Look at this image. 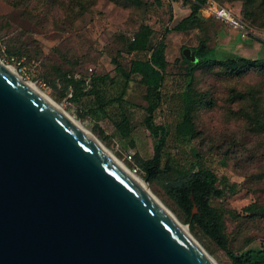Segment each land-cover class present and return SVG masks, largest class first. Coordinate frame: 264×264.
Wrapping results in <instances>:
<instances>
[{
	"label": "rangeland",
	"instance_id": "obj_1",
	"mask_svg": "<svg viewBox=\"0 0 264 264\" xmlns=\"http://www.w3.org/2000/svg\"><path fill=\"white\" fill-rule=\"evenodd\" d=\"M215 1L241 14L242 2ZM194 2L0 0V61L78 121L129 171L136 167L135 176L188 228L216 264H232L220 238L186 222V215L167 190L176 175L168 173L150 180L137 166L135 156L147 158L153 151V139L143 122L145 87L139 78L131 77L121 107L115 105L103 114L96 111L91 96L73 97L62 76L87 80L93 75L115 76L114 58L126 69L131 60L145 59L148 53L127 51L126 39L139 25H150L153 44L160 39L166 44L168 63L153 117L169 133L166 152L182 164L192 160L188 148L178 146L173 136L183 111V93L190 84L192 115L199 132L190 147L216 174L219 186L227 188L221 197L210 200L223 215L226 247L233 252L264 247V71L256 68L235 75L209 65L187 76V63L182 58L183 48L204 42L210 48L208 58L242 56L264 63V25L245 19L253 34L241 39L237 31L200 13L196 25L173 31ZM119 91L117 86L108 87L110 96ZM120 109L130 120V140L121 138L113 123L114 113Z\"/></svg>",
	"mask_w": 264,
	"mask_h": 264
},
{
	"label": "water",
	"instance_id": "obj_2",
	"mask_svg": "<svg viewBox=\"0 0 264 264\" xmlns=\"http://www.w3.org/2000/svg\"><path fill=\"white\" fill-rule=\"evenodd\" d=\"M0 264L216 262L0 64Z\"/></svg>",
	"mask_w": 264,
	"mask_h": 264
},
{
	"label": "trees",
	"instance_id": "obj_3",
	"mask_svg": "<svg viewBox=\"0 0 264 264\" xmlns=\"http://www.w3.org/2000/svg\"><path fill=\"white\" fill-rule=\"evenodd\" d=\"M206 1L195 0L190 7V13L177 22L172 30L184 31L196 25L200 20V6ZM236 1L242 2L241 14L232 10L237 17L244 22L248 20L254 25H264V0ZM153 34L154 30L150 25L141 24L126 39L128 52L148 53V56L145 59L131 60L127 69L114 58L112 61L115 65V76L108 74L93 75L89 80L83 77L74 78L66 74H62V76L67 85L72 88L73 97L91 96L95 102L96 111L103 114H107L115 105L118 108L121 107L128 82L132 76L138 77L139 83L145 87L144 100L146 106L144 107L143 122L153 139V151L150 157L141 158L138 155L134 157L139 169L150 180L168 173L176 175V180L168 184L167 190L186 215V222L189 223L190 227L198 226L213 237L220 238L232 264H264V247L262 246L239 252H233L226 247L227 239L224 234L223 215L211 205L210 200L221 197L227 188L219 186L216 174L204 165L200 154L190 147L192 140L198 137L199 133L192 115L194 98L190 84L187 85L183 93V111L180 120L173 128V136L178 146L188 148L192 160L182 164L175 161L166 152L169 133L165 126L156 124L153 117L161 98L160 88L168 62L165 57V42L160 39L157 44H153ZM209 51L210 48L204 42H200L191 49L183 48L182 58L187 63L185 75L192 76L196 68L209 65L219 66L228 73L235 75H242L256 68L264 71V63L256 58L238 56L214 59L207 57ZM109 86H117L120 90L119 93L110 96L108 93ZM114 115L113 123L116 132L124 140H130L131 124L128 115L121 109L116 111ZM194 206L195 212L193 211Z\"/></svg>",
	"mask_w": 264,
	"mask_h": 264
},
{
	"label": "bare ground",
	"instance_id": "obj_4",
	"mask_svg": "<svg viewBox=\"0 0 264 264\" xmlns=\"http://www.w3.org/2000/svg\"><path fill=\"white\" fill-rule=\"evenodd\" d=\"M0 64L4 65L1 61ZM7 71H9L11 74H13L15 77L19 78L31 91L38 94L40 97L47 100L51 105H53L55 108H57L62 115L70 122L72 123L78 130H80L82 133H84L87 137H89L90 140H92L97 147L105 154L110 156L116 164L125 172L127 173L133 181L138 185V187L146 193L155 203L166 213V215L171 219V221L180 229L182 230L194 243H196L199 247L200 245L194 240V238L191 236V234L188 231V228L184 226L157 198H155L146 188V186L143 184L142 180L135 176V174H131L130 171L125 167L121 162H119L107 149H105L102 144L89 132L87 131L78 121L73 119L70 115H68L65 111H63L55 102H53L50 98H48L46 95H44L34 84L31 82L24 81L13 68L9 66H5ZM201 248V247H200ZM202 249V248H201Z\"/></svg>",
	"mask_w": 264,
	"mask_h": 264
},
{
	"label": "built area",
	"instance_id": "obj_5",
	"mask_svg": "<svg viewBox=\"0 0 264 264\" xmlns=\"http://www.w3.org/2000/svg\"><path fill=\"white\" fill-rule=\"evenodd\" d=\"M200 13L207 18H214L219 22L225 24L227 27L238 32L241 39H247L253 34V29L227 6L221 5L215 0H207L205 4L200 6ZM137 168L134 167L131 172L135 174Z\"/></svg>",
	"mask_w": 264,
	"mask_h": 264
}]
</instances>
